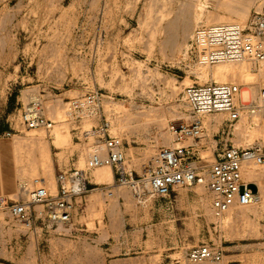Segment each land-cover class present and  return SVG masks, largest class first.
Here are the masks:
<instances>
[{
    "label": "rangeland",
    "instance_id": "obj_1",
    "mask_svg": "<svg viewBox=\"0 0 264 264\" xmlns=\"http://www.w3.org/2000/svg\"><path fill=\"white\" fill-rule=\"evenodd\" d=\"M259 1L254 0L245 21L236 16L226 21L245 25ZM220 2L0 0V160L12 166L13 142L18 136H34L48 141L51 164H42L48 159L39 150L33 154L24 149L19 172L4 179L8 190L2 194L14 197L20 183L34 177L43 178L55 192L59 171L85 166L96 143L84 130L105 117L111 133L124 142L127 168L141 175L160 146L174 144L168 124L193 119L184 87L218 81L208 73L215 65L198 62L190 41L197 25L209 24L210 15L229 16ZM253 63L252 72L263 82L264 60ZM202 69L206 75L198 74ZM226 81L244 86L238 80ZM94 91L100 93L101 110L83 119L70 116L68 101ZM32 94L42 98L45 115L55 127L33 129L22 123ZM154 110L161 113L158 121L148 119ZM256 113L259 125L254 120L233 121L227 134L225 115L221 124H205L202 137L188 140L200 151L201 157L193 160L204 181L180 186L166 198L138 203L129 187L114 183L109 171L98 166L89 172V191L74 201L71 223L48 225L36 219L28 227L7 209L0 210V264H179L191 246L208 241L221 244L222 264H264V198L259 197L253 209L237 205L216 217L208 187V164L222 142L264 146V109ZM56 126L70 136L59 147ZM6 131L12 134L6 136ZM33 155L37 172L31 166ZM94 171H107V176L96 178ZM249 180L256 182L258 193L264 189L259 180ZM34 208L38 214L43 205Z\"/></svg>",
    "mask_w": 264,
    "mask_h": 264
},
{
    "label": "built area",
    "instance_id": "obj_2",
    "mask_svg": "<svg viewBox=\"0 0 264 264\" xmlns=\"http://www.w3.org/2000/svg\"><path fill=\"white\" fill-rule=\"evenodd\" d=\"M190 47L198 62L206 65L264 60V0L259 1L245 25L235 21L197 25ZM239 91V84L227 81L211 80L186 85L184 95L193 119L168 124L174 144L160 146L141 175H134L127 168L124 142L111 133V123L105 117L84 130L86 137H94V147L97 148L90 153L84 167L73 166L59 171L55 192L43 184V178L23 181L14 197L0 193V210L7 209L28 227H32L36 219L48 225L71 223L75 199L89 191L92 183L89 172L101 165H110L114 183L129 187L135 200L141 204L166 198L180 186L202 181L201 167L193 160L201 157L200 151L192 142H187L204 135L206 125L201 117L225 113L229 134L233 121L264 107V88L259 91V100H244L238 95ZM101 100L98 91L71 98L68 101L69 115L80 119L93 116L101 110ZM21 118L27 128L51 129L54 125V121L45 115L42 98L37 94L30 95ZM11 134V131L4 133L6 136ZM248 163L264 168V146H241L224 141L216 150L215 159L208 164V187L213 194L212 209L216 217H221L231 206H245L258 201L257 189L243 175ZM108 193L112 194V191L108 189ZM36 204L43 205L38 214L34 208ZM223 259L221 244L208 241L191 246L184 262L179 264H222Z\"/></svg>",
    "mask_w": 264,
    "mask_h": 264
},
{
    "label": "bare ground",
    "instance_id": "obj_3",
    "mask_svg": "<svg viewBox=\"0 0 264 264\" xmlns=\"http://www.w3.org/2000/svg\"><path fill=\"white\" fill-rule=\"evenodd\" d=\"M257 2H258V0H256V3ZM185 3L187 4L188 2H185ZM185 3H183V8L184 9H185V6H184ZM220 3H221V6H223L225 8V10L227 12V16H228V14H229V16L228 17H222V16H219V15L218 16L217 15H210L207 18V22L208 23H210V22H212V23H214V22H223V21H226V20H232L233 16H236L241 21H245L246 18H247L248 13L250 11V8L254 4V0H222V2H220ZM192 7L194 8V6H192ZM195 9H197V8H195ZM202 12L203 11H201V14H202ZM198 13H200V12H198ZM214 13L215 12L213 11V14ZM253 62L247 61V60H244V61H241V62H222V63L215 64V66L210 71H208V73L210 72L211 75H212V78H215L218 81L238 80L241 85H244L243 88L240 89L238 95L241 98H243L244 100H246V99L247 100L248 99L249 100H255V99L259 98V91L258 90H260L261 85H263L261 88H264V80H263V82H260L259 75H257L255 72H252V69L255 67V64ZM198 71H199L198 74H205V75L207 74V70H203L202 69V70H198ZM261 76L264 78V67L261 70ZM118 108L123 109L122 106H118ZM262 109H264V108H261V110ZM124 110H125V108H124ZM126 114H128V113L126 112ZM148 114H149V116H148L149 120L156 119V121H158L157 117H159V118L161 117V113L160 112H156L155 110L154 111H149ZM253 114H249V113L243 114L242 117L239 120H237V122H240L242 119H246L247 122L251 121V123H253V120H254V122L257 125H259L261 123L260 116L257 113H255L254 117L252 119V115ZM206 115H204V116H206V118H204V120L206 121L205 124H207V123L211 124L212 123L215 126L217 124H221L224 121V117H225L226 114L223 113V112H216V113H211V114H206ZM126 119H128V118L126 117ZM237 126L240 128L239 124H237ZM54 127H55V125H54ZM234 130H236V125L234 126ZM69 137H70L69 134L66 133L65 130H62L61 127H57L56 126V130H55V143H56V146L59 147L62 143L68 142L69 139H70ZM16 148H17V152H18L19 161L22 159L21 152L24 149L29 150L33 154H35L36 151L39 150L41 156L42 157H46L48 159V161H43L42 164L46 165V166L51 165L50 164V147H49V143H48V141L46 142V140L40 142V137L36 138L34 136L33 137L18 136L16 138ZM31 166H32V169L34 171L37 170L38 160H37V158H35V156H34L33 163H32ZM99 167H105V169L109 171V174L113 178V171H112L110 166L107 165V166H99ZM254 167H255V164H253V163H248L247 164V166L244 168V171H243V175H244L245 179L247 181H249V182H250L249 178H252L254 180L257 179V180L260 181L261 184H264V171H262V170L261 171H256V169ZM49 168L51 169V171L53 170V168L51 166ZM106 172L107 171H104L102 173V175H101V173L94 171L93 174L95 175L96 178H104V176H107ZM49 178L51 179V182L54 184V182H53L54 181L53 171L51 172ZM42 181L44 182L45 180H42ZM202 181H204V178H202ZM250 183H252L253 185L256 184V182H255V184H254V182H250ZM54 185L56 186V184H54ZM202 187H203V185L202 186L200 185V186H197L196 189L200 192V191H202ZM118 192L122 193L123 195H126L125 194L126 193L125 190L124 191L120 190ZM112 194H110V195H112ZM259 197H260V199L264 198V189H262L259 192ZM236 206L237 205L231 206L229 208V210H227V213L231 209L235 208ZM245 206H248V205H245ZM245 206H243V207H245ZM249 208L253 209L254 208V204H249Z\"/></svg>",
    "mask_w": 264,
    "mask_h": 264
},
{
    "label": "crops",
    "instance_id": "obj_4",
    "mask_svg": "<svg viewBox=\"0 0 264 264\" xmlns=\"http://www.w3.org/2000/svg\"><path fill=\"white\" fill-rule=\"evenodd\" d=\"M12 157H13V165L12 166H6L5 163H3L2 160H0V193L5 192V190H8L5 188L4 179L6 177H10L11 175H16L19 169V159H18V152L16 148V142H13L12 145Z\"/></svg>",
    "mask_w": 264,
    "mask_h": 264
}]
</instances>
